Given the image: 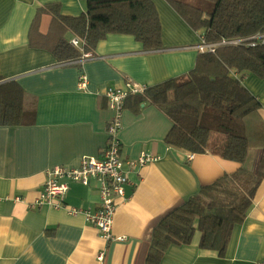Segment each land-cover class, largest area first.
Here are the masks:
<instances>
[{"label": "crops", "instance_id": "crops-1", "mask_svg": "<svg viewBox=\"0 0 264 264\" xmlns=\"http://www.w3.org/2000/svg\"><path fill=\"white\" fill-rule=\"evenodd\" d=\"M151 1L160 16L165 50L146 52L133 36L110 34L91 52L94 58L68 66L47 50L31 48L29 32L38 9L59 5L62 16L79 17L87 10L85 1L0 0V76L16 82L36 111L32 126L0 127V264H145L157 223L200 188L240 169L223 158L226 137L219 133L210 135L206 153L189 161V152L165 141L172 120L136 95L143 98L138 111L135 96L126 101L121 158L136 160L144 153L157 160L131 170L125 165L129 182L125 199L117 200L114 239H104L82 214L37 205L48 169L78 167L84 157L102 155L113 116L105 97L108 88H124L129 79L151 88L195 68L202 36L165 0ZM39 20V31L46 34L51 15L44 12ZM81 75L87 77L85 90L79 89ZM231 76L258 99L264 120V80L248 72L232 71ZM257 164L246 166L254 170ZM69 186L68 207L97 209L95 179L88 186ZM200 239L196 233L190 245L170 247L161 264H264V180L224 257L201 249Z\"/></svg>", "mask_w": 264, "mask_h": 264}, {"label": "trees", "instance_id": "trees-1", "mask_svg": "<svg viewBox=\"0 0 264 264\" xmlns=\"http://www.w3.org/2000/svg\"><path fill=\"white\" fill-rule=\"evenodd\" d=\"M87 10L79 17L60 14L59 5L37 10L29 32L31 48L44 49L62 64L73 66L110 34L133 36L146 52L165 50L162 25L151 0H82ZM207 44L243 40L216 47L215 53H199L188 73L149 87L144 98L164 111L173 125L168 146L192 154L207 152L212 133L226 137L222 156L240 169L200 188L181 206L162 218L153 229L145 264H161L172 246L190 245L196 231L200 248L224 257L235 227L245 220L264 180V120L262 105L231 72H248L264 80V0H165ZM51 15L48 31H39L41 16ZM83 43V51L70 37ZM94 56V55H93ZM75 66V65H74ZM27 93L14 81L0 76V127L35 124ZM140 109L143 98L132 97ZM260 152L256 170L246 166L251 152Z\"/></svg>", "mask_w": 264, "mask_h": 264}, {"label": "built area", "instance_id": "built-area-1", "mask_svg": "<svg viewBox=\"0 0 264 264\" xmlns=\"http://www.w3.org/2000/svg\"><path fill=\"white\" fill-rule=\"evenodd\" d=\"M253 39H263L264 35L254 37ZM243 40H235L231 42L223 41L220 44H207L204 38L197 46L200 53H215L216 47L227 44H241ZM70 44L75 48L83 51V43L77 38L70 39ZM94 56L91 52L83 53V56L77 63H82ZM87 88V77L80 76L79 89ZM149 87L145 84L135 82L131 79L126 80L124 88L110 87L105 92V97L109 102V109L113 116L107 126L106 133L108 136V144L104 148L102 155L98 158L84 157L78 167H68L65 165H56L46 171V180L40 198L37 201L38 206L47 205L54 209L63 208L69 215L75 216L82 214L88 224L93 225L100 235L108 240H113L112 226L114 215L117 208V200L125 199L126 186L129 182V171L125 165L131 170L135 167H143L157 160L156 157L149 154H141L136 160L123 161L121 158V140L120 133L124 128L123 117L126 101L131 96H143ZM195 154L189 153L188 160H192ZM99 183L100 201L95 211L82 210L68 207L65 202V196L70 188V183H79L85 186L90 185L92 180ZM123 240V238H117ZM104 253L98 255V260L102 261Z\"/></svg>", "mask_w": 264, "mask_h": 264}, {"label": "rangeland", "instance_id": "rangeland-1", "mask_svg": "<svg viewBox=\"0 0 264 264\" xmlns=\"http://www.w3.org/2000/svg\"><path fill=\"white\" fill-rule=\"evenodd\" d=\"M49 24V23H48ZM48 24L46 23L45 25H44V29L45 30H47V28H48ZM70 37V39H71V36H69ZM260 154V152H255V151H253V152H251L249 155L251 156V157H249L248 159H247V162H246V165L248 166V167H250L251 165H254L255 163H256V161L258 160V155ZM257 166H258V164L256 165V167H254V170H256V168H257ZM196 233H200L199 231H196ZM195 233V234H196ZM195 236V235H194Z\"/></svg>", "mask_w": 264, "mask_h": 264}]
</instances>
